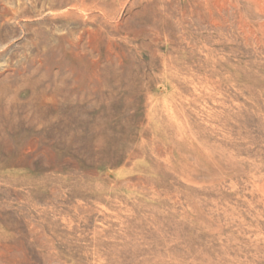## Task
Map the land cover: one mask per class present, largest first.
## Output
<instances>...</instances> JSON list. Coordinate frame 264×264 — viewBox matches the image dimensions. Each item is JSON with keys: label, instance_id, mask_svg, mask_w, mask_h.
Here are the masks:
<instances>
[{"label": "rangeland", "instance_id": "obj_1", "mask_svg": "<svg viewBox=\"0 0 264 264\" xmlns=\"http://www.w3.org/2000/svg\"><path fill=\"white\" fill-rule=\"evenodd\" d=\"M0 264H264V0H0Z\"/></svg>", "mask_w": 264, "mask_h": 264}, {"label": "bare ground", "instance_id": "obj_2", "mask_svg": "<svg viewBox=\"0 0 264 264\" xmlns=\"http://www.w3.org/2000/svg\"><path fill=\"white\" fill-rule=\"evenodd\" d=\"M242 116V115H241ZM220 126V125H219ZM197 142V141H196ZM239 142V141H238ZM237 152V151H236ZM239 154V153H238Z\"/></svg>", "mask_w": 264, "mask_h": 264}]
</instances>
